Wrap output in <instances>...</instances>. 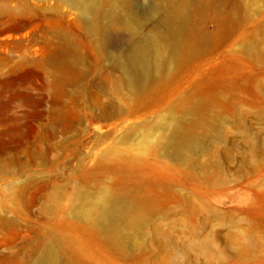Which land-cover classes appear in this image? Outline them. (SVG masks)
Wrapping results in <instances>:
<instances>
[{
    "label": "rangeland",
    "instance_id": "rangeland-1",
    "mask_svg": "<svg viewBox=\"0 0 264 264\" xmlns=\"http://www.w3.org/2000/svg\"><path fill=\"white\" fill-rule=\"evenodd\" d=\"M98 2V7H107L112 0ZM130 2L135 12H148L157 0ZM173 4L187 12L186 30L197 49L180 66L171 64L165 79L148 83L139 98L112 82L117 73L110 72L106 60L95 62L88 53L82 66L106 75L102 99L111 96L122 104L121 114L93 118L91 111L97 114L99 109L83 103L88 114L80 139L65 138L59 148V133L58 140L49 141L54 148L47 158L40 154L47 142L34 136L46 107L43 101L59 100L61 94L44 88L48 66L13 67L24 52L49 49L28 40L24 32L45 33L38 28L0 30L3 153L36 146V161L41 160L0 172V213L23 228L44 227L57 239L66 264H264V0ZM9 10L37 12L43 19L40 26L49 21L59 26L55 18L60 14L70 18L78 12L57 0H0V12ZM84 48L81 43L79 49ZM170 109L193 122L191 132L200 141L186 160L161 154L162 135L169 130L162 133L158 123L165 119L170 124ZM145 126L150 132L140 137ZM124 133L133 138L117 142ZM108 150L120 155H103ZM85 170L91 172L95 204L87 222L69 214ZM100 183L109 193L135 201L132 214L104 220L114 227L110 239L98 221ZM9 187L12 192L23 188L19 205ZM21 234H0V253L28 255L34 234L29 232L27 240Z\"/></svg>",
    "mask_w": 264,
    "mask_h": 264
},
{
    "label": "bare ground",
    "instance_id": "bare-ground-1",
    "mask_svg": "<svg viewBox=\"0 0 264 264\" xmlns=\"http://www.w3.org/2000/svg\"><path fill=\"white\" fill-rule=\"evenodd\" d=\"M57 1L65 2L78 10L75 17L67 18L64 14L56 17L55 19L60 22L59 26L48 24L51 21L40 26L39 21L43 19H40L37 12L15 10L0 12V30L38 28L45 33L42 36L41 34L28 36L29 33L25 31L24 36L28 40L41 41L42 45L49 49L37 53L36 48L32 54L24 52L13 65L17 67L24 63H33L48 66L45 71L44 88L50 91L56 88L61 94L59 100L43 101L46 107L40 114L34 136L39 142H47L46 148L40 151L43 158H47L54 148V145L49 143L50 139L58 140L59 133L62 137L59 148L64 147L62 140L65 138L71 139L72 142L80 139L78 134L88 114L83 103H87V109L92 107L99 109L100 112L97 114L91 111L93 118L118 117L121 114L122 104L111 96L102 99L106 94V75H96L92 68L82 66L88 53L95 62L106 60L110 72L117 73L112 82L117 86L123 84L139 98L145 95L144 89L148 83L156 85L165 79L171 64L180 66L186 56L197 49V46L191 43L186 30L187 12H180V8L173 4V0H157L148 12H135L131 0H112L107 7H98V0ZM169 3L171 6L168 8ZM145 21L148 22L146 31ZM81 43L85 46L83 51L79 49ZM18 87L24 86L20 84ZM9 101L14 102L15 96L13 95ZM3 107L4 105L1 109ZM170 113L169 125L165 119L158 123L162 133L164 129L169 130L162 135L164 141L161 154L186 160L198 150L199 138L191 132L193 122H185L183 115H174L173 109H170ZM5 119L0 112V125ZM143 131L139 134L140 137L148 134L150 128L145 126ZM3 134L7 135L5 132ZM129 138H133L132 134L124 133L118 136L116 141ZM5 147L3 139H0V154H4L0 157V172L20 170L28 164L41 162L36 161L38 156L35 154H39V148L36 146L30 149L27 145L12 154L3 153ZM111 153L120 155L119 152L111 150L104 152L103 155ZM21 154L23 158H20ZM91 178L89 170L82 173L81 189H78L76 203L69 212L71 216L81 218L84 222L91 219L95 207ZM45 184L43 185L46 186ZM98 188L97 198L101 205V218L98 221L101 222L102 232L110 239L114 227L109 223L105 224L104 220L108 222L113 217L120 218L132 214L135 201L109 193L103 183H100ZM8 190L11 191L12 187ZM21 191L23 188L11 191V197L16 205H19L16 201L22 198ZM11 231L17 234L24 231V235H21L25 240L29 239V232L34 234V245L26 256L19 257L16 251L0 253V264H66L55 241L57 239L50 237L44 227L23 228L18 226L12 217L0 213V234L5 235ZM116 244L120 245L119 239L116 240Z\"/></svg>",
    "mask_w": 264,
    "mask_h": 264
}]
</instances>
